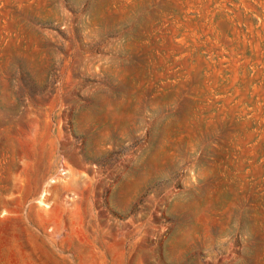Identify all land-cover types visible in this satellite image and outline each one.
<instances>
[{"label": "rangeland", "instance_id": "374dc122", "mask_svg": "<svg viewBox=\"0 0 264 264\" xmlns=\"http://www.w3.org/2000/svg\"><path fill=\"white\" fill-rule=\"evenodd\" d=\"M4 252L264 264V0H0Z\"/></svg>", "mask_w": 264, "mask_h": 264}, {"label": "bare ground", "instance_id": "6f19581e", "mask_svg": "<svg viewBox=\"0 0 264 264\" xmlns=\"http://www.w3.org/2000/svg\"><path fill=\"white\" fill-rule=\"evenodd\" d=\"M50 238V237H49ZM15 239V238H14ZM51 239V238H50ZM17 240V239H16ZM49 242V241H48ZM16 243V242H15ZM23 243V242H22ZM19 244H20V242H19ZM15 245V244H14ZM21 245V244H20ZM23 245V244H22ZM15 247V246H14ZM24 248H22V250H23ZM16 250V249H15ZM19 250V249H18ZM25 251V250H24ZM23 252V251H22ZM12 253V254H11ZM10 254L9 253H7V252H4V253H1L0 254V264H5V262H9V263H12V262H14V263H20L21 262V251H20V254H18V252L15 254V252L13 253V252H11ZM27 254H29V253H27ZM32 254H34V256H35V258L37 257V259L38 258H40V256L41 255H38L37 253H32ZM31 254V255H32ZM26 256V255H25ZM34 256H33V258H34ZM51 256H52V254H51ZM36 259V260H37ZM41 259V258H40ZM22 260H23V257H22ZM42 260H44L43 258H42ZM1 261H4V262H1ZM32 261H33V259H32ZM31 262V261H30ZM50 262L51 261H49V259H46L45 260V262H44V264H50ZM8 263V264H9ZM13 263V264H14ZM33 263V262H32ZM34 264V263H33Z\"/></svg>", "mask_w": 264, "mask_h": 264}]
</instances>
